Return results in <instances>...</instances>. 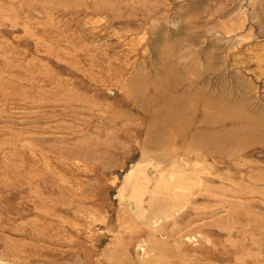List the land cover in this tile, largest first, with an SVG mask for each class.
Here are the masks:
<instances>
[{
    "label": "rangeland",
    "instance_id": "374dc122",
    "mask_svg": "<svg viewBox=\"0 0 264 264\" xmlns=\"http://www.w3.org/2000/svg\"><path fill=\"white\" fill-rule=\"evenodd\" d=\"M0 264H264V0H0Z\"/></svg>",
    "mask_w": 264,
    "mask_h": 264
},
{
    "label": "bare ground",
    "instance_id": "6f19581e",
    "mask_svg": "<svg viewBox=\"0 0 264 264\" xmlns=\"http://www.w3.org/2000/svg\"><path fill=\"white\" fill-rule=\"evenodd\" d=\"M214 104H215V107L219 108L220 110L217 111V113H213L211 115V119H210V117L207 116L209 119H205V120H209L208 123L211 126H215L216 128H217V126H220L221 127V130L219 129L220 135L217 134V136H219L220 139H221L220 136H222V138H226V137H228V134H229L228 133L229 132V129L228 128L226 129V127L229 124V122L232 121V116L226 114V113L229 112L228 111V108H227L228 107L227 104H225V103H216V102ZM232 122L235 125V127H233V130L247 129V125L244 122H242V116L236 117V119L233 120ZM215 135L216 134L214 133V138H215ZM203 149L208 154H212V153L216 152L215 148H213L210 145H207ZM132 191H133V195H138V194H140L142 192V187L140 185L138 186L136 184V185L133 186Z\"/></svg>",
    "mask_w": 264,
    "mask_h": 264
}]
</instances>
